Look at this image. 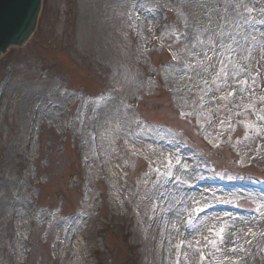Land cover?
Masks as SVG:
<instances>
[{
  "label": "rangeland",
  "instance_id": "1",
  "mask_svg": "<svg viewBox=\"0 0 264 264\" xmlns=\"http://www.w3.org/2000/svg\"><path fill=\"white\" fill-rule=\"evenodd\" d=\"M185 4L42 0L30 39L0 56V264H231L218 251L235 222L263 231L258 195L237 189L253 177L264 197V94L246 73L254 51L264 58V0H221L218 30ZM121 59L135 74L129 87L112 61ZM203 61L216 105L229 106L236 88L253 92L208 135L192 81ZM234 66L243 76L232 89ZM111 90L127 91L117 94L130 115L121 132L105 119ZM160 141L214 186L182 223L168 207L184 190L163 177L171 160L150 155ZM228 238L234 264L252 244L244 264H264L263 240Z\"/></svg>",
  "mask_w": 264,
  "mask_h": 264
},
{
  "label": "bare ground",
  "instance_id": "2",
  "mask_svg": "<svg viewBox=\"0 0 264 264\" xmlns=\"http://www.w3.org/2000/svg\"><path fill=\"white\" fill-rule=\"evenodd\" d=\"M185 6H187L192 13L199 16L200 20L205 22L210 29L218 30L223 24V20L220 15L221 7H222L221 0H186ZM90 38H92V35L90 36ZM112 61L122 66L124 70L122 76L118 78L119 84L123 82L127 87H129L134 82L135 79V74L132 69L131 62L122 59L121 61L118 60H112ZM213 70L214 69L211 62H204L201 65H199V69L194 74L192 80L202 88L203 96L205 98L209 97L207 100L208 103L207 109L205 107L203 108L204 110H207L209 112V120L206 123V129L210 131L211 134L217 129H219V127L221 126V122L225 117V114L230 112V109H236V105L239 106V104L242 101L243 102L249 101L250 98L253 96L252 95L253 92H250L248 90L242 92L237 90L236 84L238 78L236 76L242 77L243 74L238 73V70L234 66L231 69V73H232L231 78L226 84L227 86H230L232 89L236 88L233 94L234 97L233 101L229 106L228 105L222 106V104H219V106L216 105L211 99L210 93L208 92L209 91L208 88L204 87L203 85L205 81L207 83L210 82V73ZM248 70L250 75H253V77H255V79L257 80V84H255L256 86L255 92L260 95L264 94V58L261 57V51L257 50L253 52ZM169 77L172 78L174 76H169ZM183 91L188 92V88H183ZM118 93L120 94L119 98H121L122 100H128V97H126L127 91L116 92L114 90H111L110 91L111 96L109 97V99H112L113 94H115V99H114L115 103L113 105L109 104V102L106 101H104L106 103L104 102L102 103H104V107H105L104 108L105 119L111 121L118 120L121 123L118 127L119 131L121 132V129H124L123 127L127 125L128 121H130V115L127 108L125 109L121 107L117 108V106H119L120 104L119 102H121V100L118 99L117 97ZM73 124L75 125L76 121H73ZM241 149L245 151L248 149V146H246V144H241ZM151 155H153L158 159L171 160V164L167 168V174L169 175V177L172 174V172H175L177 174L175 178L176 182L177 183L181 182L182 184H185L186 188L191 189V192L189 191L186 192L183 199L179 200L176 203L177 206H176V211L173 214V220H178V217H182V216L186 218L187 212L190 210H195V209L200 210L199 206L200 203L202 202L200 201L201 198L204 197L205 195L204 193L210 192L212 187H208V189H206L205 186L200 185V182L203 180V177L200 174H198V172L192 174V176H189V174H187V168L189 166L191 167L190 161L188 160L186 162L185 159L180 154L165 149L164 146H162L161 144L159 145V147H157L155 150L151 152ZM168 155L171 156L170 159L167 158ZM185 158L190 159L188 156H185ZM252 182L253 180L250 179L249 183ZM194 188L197 189L194 190ZM238 192L243 195H252L251 197L258 195L257 199L262 204L259 211L263 213L258 218H261L260 223L264 224V197L262 198V196H260L261 195L260 191L257 190L258 192L257 193L255 191L246 192V191L238 190ZM120 212L119 211L117 212V219L120 217ZM215 216L216 214L213 213L209 218L212 219ZM242 218H243L242 221L235 222L236 224H238L239 228L228 230L224 240L225 245H223L221 249L218 251V253H220V256L223 254L224 261L226 263L234 264V260L233 261L231 260L232 256L229 255L225 249L226 245L231 246L230 241H232V238L230 240V238L227 239V237L232 231H234L236 238L239 239L240 241L243 239L244 241L248 240L253 236H256L259 239L261 238L262 240L264 239V229L261 234L257 235L255 222H253L254 220H251L245 216ZM194 235L197 238V234L195 233ZM254 254H255L254 252L248 250L246 254L241 255L242 260L239 262V264H242L244 262H249V260L246 259V256L248 255L251 257Z\"/></svg>",
  "mask_w": 264,
  "mask_h": 264
},
{
  "label": "water",
  "instance_id": "3",
  "mask_svg": "<svg viewBox=\"0 0 264 264\" xmlns=\"http://www.w3.org/2000/svg\"><path fill=\"white\" fill-rule=\"evenodd\" d=\"M39 0H0V50L19 43L33 27Z\"/></svg>",
  "mask_w": 264,
  "mask_h": 264
}]
</instances>
